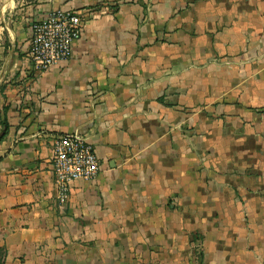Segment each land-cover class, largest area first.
Segmentation results:
<instances>
[{"label": "crops", "instance_id": "0c3cea01", "mask_svg": "<svg viewBox=\"0 0 264 264\" xmlns=\"http://www.w3.org/2000/svg\"><path fill=\"white\" fill-rule=\"evenodd\" d=\"M91 12L37 72L33 24ZM2 264L264 263V0H0ZM99 172L56 198L52 142Z\"/></svg>", "mask_w": 264, "mask_h": 264}, {"label": "built area", "instance_id": "2783aa9c", "mask_svg": "<svg viewBox=\"0 0 264 264\" xmlns=\"http://www.w3.org/2000/svg\"><path fill=\"white\" fill-rule=\"evenodd\" d=\"M90 14L87 9H57L33 24L28 49L33 69L42 72L67 61ZM50 167L56 198L60 202L67 199L71 182L92 181L99 172V162L92 146L78 133L59 135L53 140Z\"/></svg>", "mask_w": 264, "mask_h": 264}, {"label": "trees", "instance_id": "16d2710c", "mask_svg": "<svg viewBox=\"0 0 264 264\" xmlns=\"http://www.w3.org/2000/svg\"><path fill=\"white\" fill-rule=\"evenodd\" d=\"M1 123L3 128H5V131H2V134L0 135V141L4 138L6 134V130L8 128V125L4 121H2ZM2 258H3V251L0 250V264H2Z\"/></svg>", "mask_w": 264, "mask_h": 264}]
</instances>
